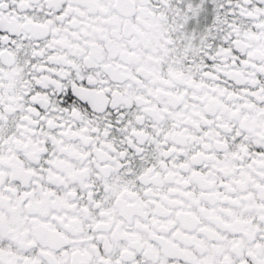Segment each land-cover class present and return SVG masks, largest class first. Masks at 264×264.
<instances>
[{"label": "snow or ice", "instance_id": "snow-or-ice-1", "mask_svg": "<svg viewBox=\"0 0 264 264\" xmlns=\"http://www.w3.org/2000/svg\"><path fill=\"white\" fill-rule=\"evenodd\" d=\"M0 264H264V0H0Z\"/></svg>", "mask_w": 264, "mask_h": 264}]
</instances>
